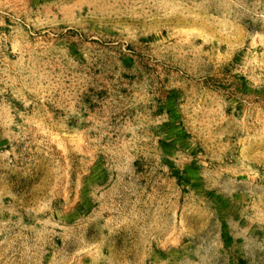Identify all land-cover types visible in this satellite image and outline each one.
I'll return each instance as SVG.
<instances>
[{
	"label": "rangeland",
	"instance_id": "obj_1",
	"mask_svg": "<svg viewBox=\"0 0 264 264\" xmlns=\"http://www.w3.org/2000/svg\"><path fill=\"white\" fill-rule=\"evenodd\" d=\"M0 264H264V0H0Z\"/></svg>",
	"mask_w": 264,
	"mask_h": 264
}]
</instances>
